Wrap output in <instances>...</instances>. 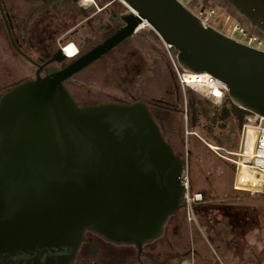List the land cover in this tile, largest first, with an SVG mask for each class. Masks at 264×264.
<instances>
[{
  "label": "water",
  "instance_id": "1",
  "mask_svg": "<svg viewBox=\"0 0 264 264\" xmlns=\"http://www.w3.org/2000/svg\"><path fill=\"white\" fill-rule=\"evenodd\" d=\"M120 1L127 10L119 28L74 57L62 47L43 65L27 56L36 76L0 95V264H71L87 231L142 246L184 207L185 160L149 104L80 105L68 88L144 24L175 50L182 70L213 75L234 105L264 116V51L221 33L179 0ZM224 1L264 35V0ZM53 63L64 65L42 73Z\"/></svg>",
  "mask_w": 264,
  "mask_h": 264
},
{
  "label": "rangeland",
  "instance_id": "2",
  "mask_svg": "<svg viewBox=\"0 0 264 264\" xmlns=\"http://www.w3.org/2000/svg\"><path fill=\"white\" fill-rule=\"evenodd\" d=\"M182 2L193 11L202 5L214 7L216 15L207 20L208 24L237 38L232 31L236 21L227 20V14L239 16L226 1L195 0L194 5L192 0ZM0 4L5 9L3 13L14 42L23 52L13 46L0 10V95L14 84L36 76L38 68L27 56L38 61L68 43H74L79 53H83L119 28L123 24L120 14L127 10L120 0H93L88 5L78 0L60 10L43 0H0ZM114 13L119 20H113ZM24 21L25 30L21 25ZM154 33L149 26L139 29L133 38L74 76L68 88L80 105L144 100L172 106L179 94L180 111L172 114L173 128L167 131L166 138L188 162L194 189L213 192V197L207 200L203 195L205 200L199 206L196 223L188 221L185 210L173 215L176 218L182 212L187 219L188 227L183 230L189 238L187 249L193 247L192 233L200 231L208 253L217 262L264 264V194L235 191L231 164L209 146L236 151L241 129L233 117L226 121L214 117L219 110L215 102L200 94L196 98L208 108L207 115L199 114L193 123L191 93L188 91L185 104L173 66L172 57L175 59L176 52L167 48ZM64 63H55V66Z\"/></svg>",
  "mask_w": 264,
  "mask_h": 264
},
{
  "label": "built area",
  "instance_id": "3",
  "mask_svg": "<svg viewBox=\"0 0 264 264\" xmlns=\"http://www.w3.org/2000/svg\"><path fill=\"white\" fill-rule=\"evenodd\" d=\"M179 1L182 2V0ZM194 1L192 0L191 5L195 4ZM186 7L206 24H208L207 20L209 18L216 15L214 7L202 5L196 11H193L189 6ZM231 19L236 21L232 28L233 33L237 34L235 39L249 47L264 51L263 34L252 29L248 23H243L238 17L227 14V20ZM62 48L65 49V47ZM167 48L171 49L170 46H167ZM172 61L185 104L187 103V91L189 89L218 105L222 103L227 94V86L222 81L207 72L194 73L182 70L173 57ZM209 146L221 159L234 166L232 187L235 191L253 195L264 194V116L253 113H248L245 116L241 127L239 146L236 151L221 146ZM244 173L246 176H244ZM181 180L186 188L183 208L188 221L195 223L197 221V209L204 199L202 193H192L191 191V172L186 161ZM182 264H194L193 257L190 256L184 259Z\"/></svg>",
  "mask_w": 264,
  "mask_h": 264
},
{
  "label": "flooded vegetation",
  "instance_id": "4",
  "mask_svg": "<svg viewBox=\"0 0 264 264\" xmlns=\"http://www.w3.org/2000/svg\"><path fill=\"white\" fill-rule=\"evenodd\" d=\"M92 1L84 0L83 4L86 5L87 3L88 5ZM51 56L40 58L38 61L35 60V63L43 65ZM29 58L27 60L32 62L33 59L30 58V60ZM37 64L34 65L38 68ZM50 65H55V63L46 65L42 73ZM147 103L166 138L167 131L173 128L172 114H178L180 111L178 108L180 103L179 94H177L175 104L172 106L158 102ZM166 140L168 141V138ZM175 152L177 153V151ZM199 208L197 209V217ZM183 210L182 208L181 211ZM186 220L182 212L176 218L175 216L169 217L164 225L162 235L151 242L142 244V246L117 243L93 231H87L71 264H182L184 259L190 256L193 257L195 264L202 261L208 264H221L215 260L213 255L208 253L200 231L192 233L191 244H193V247L187 249L189 238L183 231L184 228L188 227ZM207 239L205 238L206 241Z\"/></svg>",
  "mask_w": 264,
  "mask_h": 264
},
{
  "label": "trees",
  "instance_id": "5",
  "mask_svg": "<svg viewBox=\"0 0 264 264\" xmlns=\"http://www.w3.org/2000/svg\"><path fill=\"white\" fill-rule=\"evenodd\" d=\"M76 1H78V0H43V2H45L46 4L47 3L48 4L49 3L55 4L54 8L57 10H60V8L67 6L69 3L70 4H76ZM83 3H84V0H83ZM86 5H87V3H86ZM84 10H86V9H84ZM86 11H89V10H86ZM112 18L114 21L119 20L118 15H116L115 13L112 15ZM238 18L240 19V17H238ZM26 24H27L26 21H24L21 24L23 30L26 29ZM18 46H20V45H18ZM171 49L174 51L173 48H171ZM188 91H190V93H191L190 101H191V106H192V118H193V123H195L199 114L202 113L203 115H207L206 110L208 108L206 106H204L203 103L199 102V100H197L196 95L198 93L194 92L191 89H189ZM188 91H187V93H188ZM203 102L207 103L208 105L212 104V102H210L209 100H204ZM214 104L219 109V110H217V113L214 114V117L218 116L217 118L221 119L222 121H226L230 117H233L235 119V123H236L237 127L239 128V130L241 129L242 124L244 123V120H245V116L249 113L248 111L241 109V108L237 107L236 105H234L231 102V100L227 97V95L221 104H219V105L216 103H214ZM169 141L170 140H168V142ZM169 143L171 144V142H169ZM226 163L229 164V162H227V161H226ZM231 166H232L231 170L233 171V174H234V166L232 164H231ZM191 191H192V193H198V192L202 193L206 200H207V198L213 197V192L211 190H209V192L208 191H197L194 189L193 183L191 185ZM207 204H211V203H207Z\"/></svg>",
  "mask_w": 264,
  "mask_h": 264
},
{
  "label": "bare ground",
  "instance_id": "6",
  "mask_svg": "<svg viewBox=\"0 0 264 264\" xmlns=\"http://www.w3.org/2000/svg\"><path fill=\"white\" fill-rule=\"evenodd\" d=\"M145 24L143 26L140 27V30L145 28ZM64 53L68 56V57H74L76 55H78V48L76 47V45L74 43H68L67 45H65V49ZM245 175V173H244ZM246 176V175H245Z\"/></svg>",
  "mask_w": 264,
  "mask_h": 264
}]
</instances>
